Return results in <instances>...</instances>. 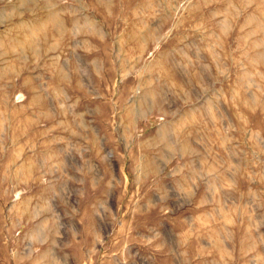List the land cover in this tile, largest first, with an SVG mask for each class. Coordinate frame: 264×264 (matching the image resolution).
I'll list each match as a JSON object with an SVG mask.
<instances>
[{
    "label": "rangeland",
    "instance_id": "obj_1",
    "mask_svg": "<svg viewBox=\"0 0 264 264\" xmlns=\"http://www.w3.org/2000/svg\"><path fill=\"white\" fill-rule=\"evenodd\" d=\"M0 264H264V0H0Z\"/></svg>",
    "mask_w": 264,
    "mask_h": 264
},
{
    "label": "bare ground",
    "instance_id": "obj_2",
    "mask_svg": "<svg viewBox=\"0 0 264 264\" xmlns=\"http://www.w3.org/2000/svg\"><path fill=\"white\" fill-rule=\"evenodd\" d=\"M52 18H53V20H56V18H55V17H53V16H52ZM94 29H95V27H94Z\"/></svg>",
    "mask_w": 264,
    "mask_h": 264
}]
</instances>
